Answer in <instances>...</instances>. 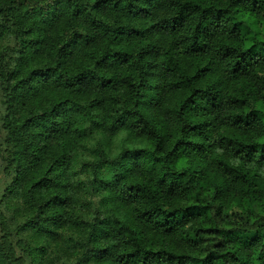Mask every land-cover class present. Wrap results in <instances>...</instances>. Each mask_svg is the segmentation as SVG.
I'll return each instance as SVG.
<instances>
[{"label": "trees", "instance_id": "1", "mask_svg": "<svg viewBox=\"0 0 264 264\" xmlns=\"http://www.w3.org/2000/svg\"><path fill=\"white\" fill-rule=\"evenodd\" d=\"M0 86L1 261L264 264V0H0Z\"/></svg>", "mask_w": 264, "mask_h": 264}, {"label": "rangeland", "instance_id": "2", "mask_svg": "<svg viewBox=\"0 0 264 264\" xmlns=\"http://www.w3.org/2000/svg\"><path fill=\"white\" fill-rule=\"evenodd\" d=\"M5 114V106L3 104V96L0 86V134L2 133L3 137V130H2V118ZM2 145L0 143V203H1V211L4 214V216L7 217L9 221H11V224L13 227L21 223V218L17 214V208L15 207L17 204V199L15 198H5L3 195L5 194L6 188L10 185L12 178L8 177L4 174L3 168H4V158L2 156ZM1 233V231H0ZM29 237L27 235H23L18 233L17 231H14L13 236V242L15 244L16 250L18 251V254L25 257L29 264H35L32 262L31 256L29 255V252L27 249V243H28ZM0 264H10L8 261H1Z\"/></svg>", "mask_w": 264, "mask_h": 264}]
</instances>
